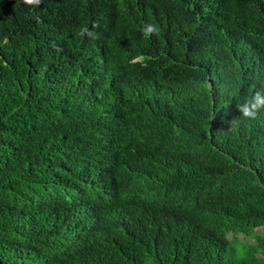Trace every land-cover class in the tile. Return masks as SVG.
<instances>
[{
    "label": "trees",
    "instance_id": "16d2710c",
    "mask_svg": "<svg viewBox=\"0 0 264 264\" xmlns=\"http://www.w3.org/2000/svg\"><path fill=\"white\" fill-rule=\"evenodd\" d=\"M255 90L264 0H0V264H264Z\"/></svg>",
    "mask_w": 264,
    "mask_h": 264
},
{
    "label": "clouds",
    "instance_id": "9594fccd",
    "mask_svg": "<svg viewBox=\"0 0 264 264\" xmlns=\"http://www.w3.org/2000/svg\"><path fill=\"white\" fill-rule=\"evenodd\" d=\"M42 0H24V3L29 6H39ZM155 26L148 25L145 29V36L150 35L155 31ZM87 33V35L92 36L93 33L90 32L87 27L81 28V35ZM240 116L244 119H255L259 112L264 109V90H255L250 96L245 97L242 103L236 105ZM237 121L234 120L233 123Z\"/></svg>",
    "mask_w": 264,
    "mask_h": 264
},
{
    "label": "rangeland",
    "instance_id": "374dc122",
    "mask_svg": "<svg viewBox=\"0 0 264 264\" xmlns=\"http://www.w3.org/2000/svg\"><path fill=\"white\" fill-rule=\"evenodd\" d=\"M256 228L257 232L264 234V224L262 222H258Z\"/></svg>",
    "mask_w": 264,
    "mask_h": 264
}]
</instances>
